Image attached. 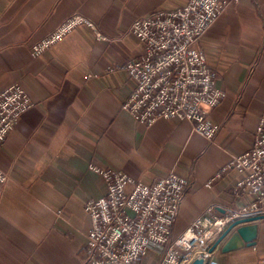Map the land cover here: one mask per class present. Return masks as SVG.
I'll return each instance as SVG.
<instances>
[{
	"label": "crops",
	"instance_id": "0c3cea01",
	"mask_svg": "<svg viewBox=\"0 0 264 264\" xmlns=\"http://www.w3.org/2000/svg\"><path fill=\"white\" fill-rule=\"evenodd\" d=\"M186 1L0 0V92L15 84L32 102L0 147V170L9 177L0 185V264L82 263L90 228L83 206L104 194L89 164L146 185L172 172L185 178L171 239L210 204L221 214L251 200L231 196L235 170L206 183L249 148L264 111V0H224L228 6L197 43L224 94L208 112L220 126L212 141L186 121L147 126L122 109L131 85L120 67L144 53L129 26ZM73 15L91 21L107 41L78 26L31 57V45ZM255 223L253 247L222 253L220 244L212 264H264V219ZM165 251L152 247L143 264H157Z\"/></svg>",
	"mask_w": 264,
	"mask_h": 264
},
{
	"label": "built area",
	"instance_id": "2783aa9c",
	"mask_svg": "<svg viewBox=\"0 0 264 264\" xmlns=\"http://www.w3.org/2000/svg\"><path fill=\"white\" fill-rule=\"evenodd\" d=\"M224 0H187L172 10H158L136 18L128 28L142 44L144 53L120 67L130 82L122 109L135 122L151 125L159 120L186 121L192 131L212 141L220 130L208 116L218 107L223 92L214 88V71L196 46L207 28L228 6ZM85 26L101 41L107 38L91 21L73 15L46 37L31 45L37 58L74 28ZM114 69L109 68L108 72ZM32 106L18 85L0 92V147L20 116ZM98 175L104 194L85 201L89 218L86 257L81 264H143L152 247L165 246L157 264H212L210 251L220 235L236 220L264 216V111L259 115L249 148L233 157L206 183L235 170L238 178L230 186L235 200L251 197L238 211L217 212L210 204L177 238L170 239L171 226L183 202L188 181L168 173L151 184L136 181L120 170L88 165ZM9 180L0 170V185Z\"/></svg>",
	"mask_w": 264,
	"mask_h": 264
},
{
	"label": "water",
	"instance_id": "95a60500",
	"mask_svg": "<svg viewBox=\"0 0 264 264\" xmlns=\"http://www.w3.org/2000/svg\"><path fill=\"white\" fill-rule=\"evenodd\" d=\"M262 219H264V216L249 217L234 221L220 235L210 251H213L220 244H222V253L245 247H253L257 236V224L255 222ZM224 239L226 240L224 241ZM192 264H203V262L202 260H195Z\"/></svg>",
	"mask_w": 264,
	"mask_h": 264
},
{
	"label": "rangeland",
	"instance_id": "374dc122",
	"mask_svg": "<svg viewBox=\"0 0 264 264\" xmlns=\"http://www.w3.org/2000/svg\"><path fill=\"white\" fill-rule=\"evenodd\" d=\"M224 212H225V211H224ZM224 212H223V213H224ZM223 213H221V214H223ZM172 226H173V225H172ZM172 226H171V227H172ZM170 232H171V231H170ZM170 239H171V238H170Z\"/></svg>",
	"mask_w": 264,
	"mask_h": 264
}]
</instances>
